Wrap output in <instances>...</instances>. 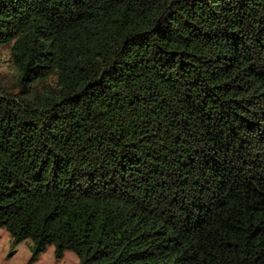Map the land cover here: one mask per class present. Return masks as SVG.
Returning <instances> with one entry per match:
<instances>
[{"label": "trees", "instance_id": "1", "mask_svg": "<svg viewBox=\"0 0 264 264\" xmlns=\"http://www.w3.org/2000/svg\"><path fill=\"white\" fill-rule=\"evenodd\" d=\"M3 45L26 264H264V0H0Z\"/></svg>", "mask_w": 264, "mask_h": 264}, {"label": "rangeland", "instance_id": "2", "mask_svg": "<svg viewBox=\"0 0 264 264\" xmlns=\"http://www.w3.org/2000/svg\"><path fill=\"white\" fill-rule=\"evenodd\" d=\"M9 70L8 49L3 45L0 46V72ZM29 244L30 240L26 239L11 246L8 233L0 228V264H26L30 255ZM76 262L77 257L70 250H64L62 256L55 259L53 246L47 245L29 264H75Z\"/></svg>", "mask_w": 264, "mask_h": 264}]
</instances>
